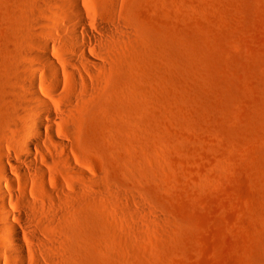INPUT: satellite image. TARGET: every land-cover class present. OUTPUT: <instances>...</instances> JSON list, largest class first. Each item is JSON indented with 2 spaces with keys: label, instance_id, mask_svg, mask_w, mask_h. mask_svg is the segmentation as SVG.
Segmentation results:
<instances>
[{
  "label": "rangeland",
  "instance_id": "374dc122",
  "mask_svg": "<svg viewBox=\"0 0 264 264\" xmlns=\"http://www.w3.org/2000/svg\"><path fill=\"white\" fill-rule=\"evenodd\" d=\"M67 2L0 0V133L44 42L77 73L35 74L74 160L54 249L70 264H264V0ZM72 34L93 74L70 60Z\"/></svg>",
  "mask_w": 264,
  "mask_h": 264
},
{
  "label": "bare ground",
  "instance_id": "6f19581e",
  "mask_svg": "<svg viewBox=\"0 0 264 264\" xmlns=\"http://www.w3.org/2000/svg\"><path fill=\"white\" fill-rule=\"evenodd\" d=\"M68 2L76 12H85L83 0ZM57 23L60 27L81 29L88 39L86 42L95 39L83 19L74 25L69 18L59 16ZM102 29L109 31L106 27ZM78 35H70L78 56L70 60L84 64L93 74L100 63L85 51L87 43ZM49 46V42H44L41 51L47 67L36 58L28 57L24 61L20 73L26 97L17 99L16 122L0 133V264L71 263L69 253L54 249L55 242L65 245L68 242L61 236L55 240L49 234V227L62 215L59 203L73 194L63 189L57 176L63 173L65 164L74 160L66 151L69 142L58 134L59 121L53 105L37 90L35 74L41 71L39 80L46 86H49V78L57 83L62 74H67L74 83L78 80L75 71L60 68L55 63ZM69 95L72 98L74 93Z\"/></svg>",
  "mask_w": 264,
  "mask_h": 264
}]
</instances>
